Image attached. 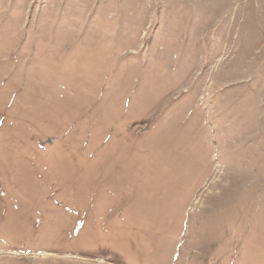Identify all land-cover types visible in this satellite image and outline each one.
Listing matches in <instances>:
<instances>
[{
	"label": "rangeland",
	"instance_id": "1",
	"mask_svg": "<svg viewBox=\"0 0 264 264\" xmlns=\"http://www.w3.org/2000/svg\"><path fill=\"white\" fill-rule=\"evenodd\" d=\"M0 264H264V0H0Z\"/></svg>",
	"mask_w": 264,
	"mask_h": 264
}]
</instances>
